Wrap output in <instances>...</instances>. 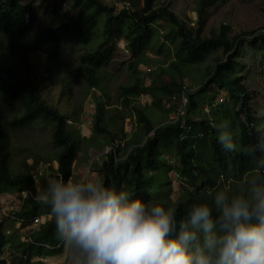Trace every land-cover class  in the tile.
<instances>
[{"label": "trees", "instance_id": "16d2710c", "mask_svg": "<svg viewBox=\"0 0 264 264\" xmlns=\"http://www.w3.org/2000/svg\"><path fill=\"white\" fill-rule=\"evenodd\" d=\"M158 1L120 0L122 6H118L104 0H73L69 7L73 13L70 23L33 34L37 13L32 4L25 0H0V96L7 102L19 103L15 111H0V197L4 194L17 197L22 191L37 190L29 166L17 173L11 168L14 133L37 120L51 126V144L59 148L54 160L64 179L73 176L80 141L106 134L104 146L114 149L104 154L97 168L99 178L107 185L129 190L133 197L177 205L178 214L190 203L203 202L209 189L218 184L232 186L249 170L250 159L245 150L255 143L258 134L264 133V109L255 110L245 77L238 73L244 36L230 37L228 23H222L209 36L203 34L207 7L227 0H197L193 25L180 18L170 3ZM161 21L169 25L166 35L178 40L176 59L169 68L161 66L160 72L147 83L144 66L150 65L151 60L145 53L154 38L155 25ZM100 26L101 41L79 56V75L95 104L93 132L89 137L77 130L76 117L71 122L72 118L43 97L38 75L44 68L51 77L62 46L88 44ZM119 41L125 43L131 58L129 66L138 76L133 83L120 86L121 102L114 104L99 97L97 88L101 85L100 71L113 58ZM247 41L252 46L258 43L255 37ZM219 48L227 55L226 59L216 58L213 66L192 77L193 82L201 77L198 85L187 83L189 66L203 63ZM32 53L42 57V68H35ZM11 58H17L22 67L16 69ZM222 91L226 102L215 104ZM143 95L150 98L142 104L139 98ZM183 95L187 101L182 113L177 114L173 105L165 111L164 120L155 121L153 108H166V99L180 100ZM170 111L173 116L169 117ZM130 117L135 126L134 133L128 136L121 122ZM220 122L230 125L235 144L240 145L233 152L223 151L217 143L216 126ZM175 180L184 188L177 201L168 194ZM15 214L24 220L36 215L50 217L39 229L27 234L31 240L23 239V232L7 228L4 223L14 220L4 217V222H0V264H7L6 249L12 264H45L42 257L49 259L68 251L56 238L48 209L37 199L27 195ZM7 229L11 234L6 233Z\"/></svg>", "mask_w": 264, "mask_h": 264}, {"label": "clouds", "instance_id": "9594fccd", "mask_svg": "<svg viewBox=\"0 0 264 264\" xmlns=\"http://www.w3.org/2000/svg\"><path fill=\"white\" fill-rule=\"evenodd\" d=\"M216 140L236 150L229 124H217ZM245 152L250 167L234 185L218 184L179 214L91 176L49 177L36 199L68 249L66 264H264V133Z\"/></svg>", "mask_w": 264, "mask_h": 264}, {"label": "rangeland", "instance_id": "374dc122", "mask_svg": "<svg viewBox=\"0 0 264 264\" xmlns=\"http://www.w3.org/2000/svg\"><path fill=\"white\" fill-rule=\"evenodd\" d=\"M104 1L110 4L116 2L118 6H122L120 4V0ZM25 2L32 4L37 13V22L33 33L44 30L47 27H60L62 24L70 23L72 20L73 13L69 10V7L70 4L73 3V0H25ZM196 2L197 0H159L158 4L170 3L171 7L180 18L185 19L187 24L193 25L197 17L196 12L194 11ZM222 23H228L231 25L229 33L230 37H234L239 34L244 36L245 40L240 46V54L238 57V73L245 77V82L249 88L252 105L255 110H263L264 0H227L208 6L206 9L203 34L209 36L211 31L218 30ZM101 26L99 27L97 34L88 44L84 46L79 44H67L62 46V54L56 62L55 71L51 77L47 72H45L46 70L44 68L38 75L40 86L42 87L43 97L51 105L60 108L61 111L68 115L69 118H72L71 122H74L76 117V121L74 123L78 128L77 130L82 135L85 134L83 136L89 137L93 132L92 120L95 104L91 97H89L87 85L79 75L78 70L81 68L79 56L85 50L96 47L101 41ZM168 28L169 25L165 21H161L155 25L154 38L145 53L146 58H150L151 60L149 63L152 64L144 66L145 71H143L146 74L147 79L145 82L147 83H149L154 74L160 72L161 66L162 68H169L170 63L176 59L178 40L173 37V35H166L167 33L165 31L168 30ZM170 32L172 33V31ZM252 37L257 38L258 40V43L254 46L250 45L247 41ZM226 56L227 55L221 48L213 50L203 63L189 66L188 78H186V82L198 85L201 77L195 82H193L191 78L202 74L205 71V68L207 69V67L213 66L216 58L222 57V59L225 60ZM31 57L35 68H42V63L44 62L42 57L35 53H32ZM129 58L130 53L126 49L125 43L119 41L113 58L100 71L102 79L100 87L97 88V95L102 97L104 101L120 104L121 99L118 95L120 86L133 83L138 76V73L130 68L129 63L131 58ZM11 59L14 60V66L16 69H20L22 67L17 58L16 60L15 58ZM143 71H141L142 75ZM220 94L223 97V93L220 92ZM149 98V96L143 95L139 98V102L146 103V100H149ZM226 100L227 99L224 96L222 103H225ZM164 104L166 108L158 107L152 109L154 111V119L156 122L164 120L167 117L165 111H169L173 107L171 106L173 102L171 101L170 105L167 102V99L164 101ZM18 106V101H12V103L7 102L2 98V96H0V111H6L8 113L9 111L17 110ZM18 113H20V111H18ZM78 113L79 115L77 116ZM172 114L173 111H170L169 117ZM121 124L124 125V129L128 136L134 133L135 123L133 118H127L125 121H122ZM106 137V134H99L96 139L92 138L90 141H80V149L77 153L79 163L76 167H74L75 170L79 167V165L85 162L82 164V170L90 169L91 172L96 171L97 173L94 175V178L98 176L97 168L102 164L105 150L109 147L104 146ZM51 142V126L43 120H37L32 125L16 131L13 135L11 146L12 171L17 173L24 170L28 166V168L32 171L38 167L40 162L46 163L47 161L51 163L55 158L56 152L59 151V148H54ZM237 147H240L239 143ZM43 158H45L46 161L42 160ZM169 158H171L170 155ZM175 176L176 172L173 171L172 177ZM46 178L47 172L44 170L41 181H45ZM78 178L79 176H75L74 179ZM183 190V184L175 180L172 182V187L171 190L168 191V194H171L173 200L177 201L181 198ZM14 201L15 200L0 199V213L3 212V208L5 207L7 208H5L6 212H10L15 209V205H13ZM10 205L12 206V209H10ZM5 225L7 228L23 232V235L26 233L24 229L22 230L18 226V224L16 226L14 222L12 223L9 220L5 222ZM66 253L68 254V251H66ZM4 256H7V264H12L8 252H5ZM49 263V260L45 262V264Z\"/></svg>", "mask_w": 264, "mask_h": 264}, {"label": "built area", "instance_id": "2783aa9c", "mask_svg": "<svg viewBox=\"0 0 264 264\" xmlns=\"http://www.w3.org/2000/svg\"><path fill=\"white\" fill-rule=\"evenodd\" d=\"M219 99V101H218ZM223 100V97L220 95L218 96V98H216L215 100V104H218L219 102H221ZM171 101L173 102V104L171 105ZM187 101V98L185 95H183L180 100L178 98L173 97V99L171 100L170 98L167 99V102L173 106L175 104V108H176V112L177 114L182 113V108L184 107L185 103ZM202 107H204L206 110H209V108H207V104H203ZM181 115V114H180ZM179 116V115H177ZM177 116H175L177 118ZM113 146H109L107 147V149L105 150V153L109 152L110 150H113ZM92 164V163H91ZM90 164V165H91ZM44 170L47 171V178L49 177H53V176H61L64 178V176L57 171V168H54L53 164L51 163H43L40 162V164L38 165V167L34 170L31 171V174L33 176V179L35 180L36 186H37V192L34 191H22L19 193V195L17 197H14L12 200H15L13 202V205H15V209L11 210L10 212H6V207L3 208V212L0 213V222H4V217L9 216L10 219L14 220V223L18 224V226L23 230H25V234L22 237L25 240H31V238L27 235L30 231L35 230V229H39L40 226L42 225V223L47 219L44 215H36L34 216L32 219L30 220H24V219H20L16 216L15 212L19 211L24 203V198L27 195H31L33 198L36 199V197L39 195L42 187H43V183L41 181V177L44 174ZM91 170L90 169H86L84 170V172L82 173L81 176H90L91 175ZM74 176V175H73ZM70 177L69 179H73L74 178ZM79 176V178L81 177ZM94 178V177H93ZM10 209H12V206L10 205ZM5 224V223H4ZM6 233H10V230L7 229ZM42 261H47V258L42 257L41 258Z\"/></svg>", "mask_w": 264, "mask_h": 264}, {"label": "crops", "instance_id": "0c3cea01", "mask_svg": "<svg viewBox=\"0 0 264 264\" xmlns=\"http://www.w3.org/2000/svg\"><path fill=\"white\" fill-rule=\"evenodd\" d=\"M85 127H86V125H85ZM83 135H85V134H83ZM77 156H78V154H77ZM52 162H53L52 164H53L54 168H56L57 167V162L54 161V160ZM78 163H79L78 162V159L76 158L75 161H74V167H76L78 165ZM83 163H85V162H83ZM82 164L79 165V167L76 170L74 169V171H73V175H74L73 178H75V176H81L82 173L84 172V170H82L83 169ZM96 173H97L96 171L95 172H92L90 176L91 177H94V175ZM96 177H98V176H96ZM42 183L44 184L45 181H42ZM13 198H14L13 195H6V194H4V195L1 196L0 199L1 200H12ZM48 217H50V216L49 215H46V218H48ZM65 261H66V251L64 253H61V254H58V255H53V256L49 257V262H50L49 264H63V263H65Z\"/></svg>", "mask_w": 264, "mask_h": 264}]
</instances>
